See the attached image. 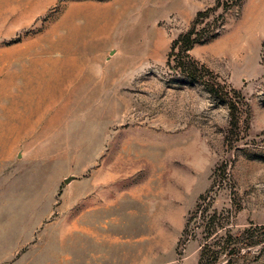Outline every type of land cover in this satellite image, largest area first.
<instances>
[{
	"label": "rangeland",
	"instance_id": "rangeland-1",
	"mask_svg": "<svg viewBox=\"0 0 264 264\" xmlns=\"http://www.w3.org/2000/svg\"><path fill=\"white\" fill-rule=\"evenodd\" d=\"M211 8L0 0V69L48 68L27 88L0 73V122L23 123L0 132V264H197L205 221L264 226V0L189 51L197 80L169 63ZM263 247L233 264H264Z\"/></svg>",
	"mask_w": 264,
	"mask_h": 264
},
{
	"label": "trees",
	"instance_id": "trees-1",
	"mask_svg": "<svg viewBox=\"0 0 264 264\" xmlns=\"http://www.w3.org/2000/svg\"><path fill=\"white\" fill-rule=\"evenodd\" d=\"M239 0H217V8H221L222 14L213 16L215 9H207L199 12L190 29L180 35L172 44L169 53V63L174 57V68L184 72L191 80H197V67L190 61L188 53L197 44H205L214 40L224 27V14L238 5ZM180 58L179 60H176ZM182 59V60H181ZM209 93L215 94V90L210 88ZM207 195L199 197L195 210L189 213L186 219L182 236L189 239L197 236L198 212L206 220L204 214L209 208ZM209 220L205 221L201 233L203 244L200 249L197 264H233L235 260L250 254L251 249L264 244V226L250 227L242 231L231 234L229 230H223L225 224L219 222L209 226ZM197 229V230H196ZM264 249V247H263Z\"/></svg>",
	"mask_w": 264,
	"mask_h": 264
},
{
	"label": "crops",
	"instance_id": "crops-1",
	"mask_svg": "<svg viewBox=\"0 0 264 264\" xmlns=\"http://www.w3.org/2000/svg\"><path fill=\"white\" fill-rule=\"evenodd\" d=\"M0 37H1V31H0ZM48 68H21V69H14V68H2L0 69V73L6 71L8 74V77L4 80L9 84H13L17 81H22V85L24 88H27L31 84H38L42 78L39 76L41 74H44L45 71H47ZM26 75H35V77H25ZM18 76V77H17ZM25 90V89H24ZM15 103V102H13ZM12 103H10L11 105ZM9 105V106H10ZM6 126L4 127V125ZM7 131V137L9 138H20L21 135L16 134L17 132L20 133L23 131V123L17 122L13 120H7L5 123L0 122V132ZM118 204L117 202L114 203ZM112 205V203H110Z\"/></svg>",
	"mask_w": 264,
	"mask_h": 264
},
{
	"label": "bare ground",
	"instance_id": "bare-ground-1",
	"mask_svg": "<svg viewBox=\"0 0 264 264\" xmlns=\"http://www.w3.org/2000/svg\"><path fill=\"white\" fill-rule=\"evenodd\" d=\"M106 23V22H105ZM18 110V109H17ZM9 112V111H8ZM15 116V115H14ZM3 144V143H2Z\"/></svg>",
	"mask_w": 264,
	"mask_h": 264
}]
</instances>
